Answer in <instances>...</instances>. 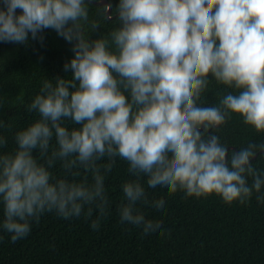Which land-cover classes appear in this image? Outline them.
Segmentation results:
<instances>
[{"label":"clouds","instance_id":"9594fccd","mask_svg":"<svg viewBox=\"0 0 264 264\" xmlns=\"http://www.w3.org/2000/svg\"><path fill=\"white\" fill-rule=\"evenodd\" d=\"M92 6L114 10L106 34ZM46 30L72 55L25 105L36 118L13 132L14 147L0 133V231L11 242L46 213H95L99 230L118 162L130 177L119 223L145 244L167 235L140 215L166 217L150 198L264 206V167L254 166L264 141L234 147L218 135L233 116L264 135V0H0V43L43 47ZM210 84L222 87L205 105Z\"/></svg>","mask_w":264,"mask_h":264},{"label":"trees","instance_id":"16d2710c","mask_svg":"<svg viewBox=\"0 0 264 264\" xmlns=\"http://www.w3.org/2000/svg\"><path fill=\"white\" fill-rule=\"evenodd\" d=\"M110 2L114 5L116 0ZM105 12L103 6H92L90 12L100 34L115 24L114 10L111 18ZM97 34L93 33V38ZM43 35V47L31 39L28 45L0 43V119L11 125V131L0 129V133L8 138L7 149L14 147L13 132L36 118L25 105L39 91L41 81L65 75L63 62L72 55L70 45L54 31L46 30ZM221 87L210 84L203 103H216ZM218 135L234 147L264 141V135L236 116ZM254 166L264 167V157H258ZM125 179H130L126 165L118 162L106 180L110 212L99 230L90 227L95 213L92 218L68 220L46 213L23 240L11 242L8 234L0 231V264H264V206L255 198L247 205L231 206L215 196L186 199L182 192L150 198V207L166 205V217L161 221L140 215L150 226H163L167 235L145 244L119 223L116 208L123 199L119 186Z\"/></svg>","mask_w":264,"mask_h":264},{"label":"water","instance_id":"95a60500","mask_svg":"<svg viewBox=\"0 0 264 264\" xmlns=\"http://www.w3.org/2000/svg\"><path fill=\"white\" fill-rule=\"evenodd\" d=\"M101 3H107L105 0H101ZM106 16L108 17V18H111V16H110V13H111V10H108V9H106Z\"/></svg>","mask_w":264,"mask_h":264}]
</instances>
